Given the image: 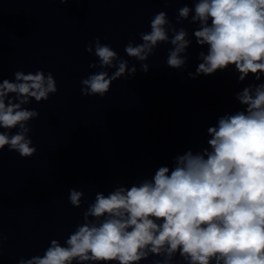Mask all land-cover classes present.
I'll list each match as a JSON object with an SVG mask.
<instances>
[{
	"label": "clouds",
	"instance_id": "clouds-1",
	"mask_svg": "<svg viewBox=\"0 0 264 264\" xmlns=\"http://www.w3.org/2000/svg\"><path fill=\"white\" fill-rule=\"evenodd\" d=\"M185 21L195 25L191 33L176 27ZM149 28L137 34L139 43L124 47L141 73L150 70L146 61L161 44L171 46L165 66L185 70L194 41L202 50L189 79L229 69L237 84L252 78L234 93L239 108L207 127L198 150L177 153L150 177L96 192L63 243L53 238L42 254L17 264H141L150 257L151 264H264V0H187L175 24L161 10ZM85 51L97 58L89 68L98 71L81 79L84 97L103 98L114 81L137 73L100 37ZM12 75L9 80L0 71V154L7 148L29 158L37 151L29 121L39 112L26 106L48 101L58 89L51 71ZM67 199L80 208L84 193L70 188ZM5 239L0 229V255Z\"/></svg>",
	"mask_w": 264,
	"mask_h": 264
},
{
	"label": "water",
	"instance_id": "water-1",
	"mask_svg": "<svg viewBox=\"0 0 264 264\" xmlns=\"http://www.w3.org/2000/svg\"><path fill=\"white\" fill-rule=\"evenodd\" d=\"M185 2L0 0L3 78L42 69L53 73L58 89L48 101L26 106L39 112L29 121L36 153L21 158L5 148L0 154V229L6 237L0 264L42 254L53 238L63 243L82 223L85 201L91 202L96 192L150 177L160 165H171L177 153L198 150L207 127L239 108L234 93L252 78L237 84L229 69L189 79L202 50L194 41L183 71L165 66L168 44L148 57L147 73L126 56L125 45L140 42L137 34L150 31L154 14L163 10L175 24ZM176 27L191 33L195 25L185 21ZM95 37L137 68L134 78L114 81L103 98L80 92L81 79L98 71L89 68L97 58L85 51ZM70 188L84 193L80 208L68 203ZM151 259L141 264H151Z\"/></svg>",
	"mask_w": 264,
	"mask_h": 264
}]
</instances>
